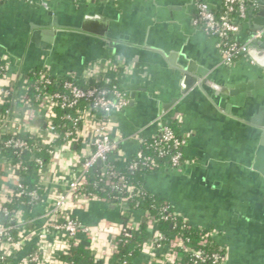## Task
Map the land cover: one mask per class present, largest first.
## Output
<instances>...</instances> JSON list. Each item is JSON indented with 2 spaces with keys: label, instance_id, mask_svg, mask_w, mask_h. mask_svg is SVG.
Segmentation results:
<instances>
[{
  "label": "built area",
  "instance_id": "2783aa9c",
  "mask_svg": "<svg viewBox=\"0 0 264 264\" xmlns=\"http://www.w3.org/2000/svg\"><path fill=\"white\" fill-rule=\"evenodd\" d=\"M8 1L12 0H0V5ZM221 2L224 11L216 13L204 0H196L194 24L216 39V47L226 65L234 66L245 60L252 67L257 66L248 53V47L252 39L263 40L264 31H256L247 43H240L236 39L242 21L248 19L250 3L248 0ZM39 4L49 6L48 0H41ZM252 6L260 9L258 3ZM233 11L237 12L236 21L230 17ZM15 60L6 51H0V134L7 136L2 144L15 150L18 156L27 151L35 153L39 147L45 146L48 161L41 155L34 158L42 172L46 171L44 163H68L67 157L80 163V167L61 184L56 195L50 194L46 188L44 195L40 196L36 190H28L21 176L16 174L17 167L13 163L22 161L14 162L0 150V158L8 163L15 175L19 194L29 197L28 201L22 202V207L39 203L43 198L50 204L43 215L44 222L37 233L35 247L27 250L33 233L26 229L22 207L13 211L5 205L9 198L0 202V211L6 215L14 212L12 225L0 223V264L15 251L22 254L16 264H68L65 258L70 254V247L83 241L89 243L88 247L97 260H108L117 251L120 234L130 236L128 229L135 227L139 220L131 214L125 223L123 221L116 228L83 223L73 213L93 201L108 202L94 192L83 190L96 165H100V179L123 195L118 207L124 203L129 205L130 200L142 195L147 188L142 186L139 189L135 182L117 169L116 161L129 163L128 170L132 172L139 168L153 172L160 167L157 158L144 152L142 145L147 144V137L141 134V130L125 135L114 118L129 107V94L120 84L132 75L136 66L131 61L115 57L90 62L81 74H57L43 57L42 63L35 68L41 69L40 76L37 82H32L29 73L36 74V71L13 70ZM73 79L82 80L83 85ZM50 86L54 89H49ZM32 87L35 92L31 95ZM54 108L61 110L59 123L48 122L43 126L37 122L43 111L56 116ZM159 119L162 124L159 135L147 147L153 148L159 157L167 156L172 170L181 169L186 164L183 151L187 138L178 135L170 125V120L181 122V118L169 117L163 111ZM130 142L138 145L132 155H128L124 148ZM137 205L138 202L135 208ZM180 214L178 209L172 210L171 204L165 202L160 219L174 220ZM140 215L148 223L150 232L142 253L160 264H180L181 251L189 255V264H229L226 253L211 248L218 235L217 229L206 232L193 246L182 233L166 237L158 226L159 219L147 210H140ZM185 222L187 227L193 225L187 217ZM12 229L17 230L16 235L10 234Z\"/></svg>",
  "mask_w": 264,
  "mask_h": 264
},
{
  "label": "crops",
  "instance_id": "0c3cea01",
  "mask_svg": "<svg viewBox=\"0 0 264 264\" xmlns=\"http://www.w3.org/2000/svg\"><path fill=\"white\" fill-rule=\"evenodd\" d=\"M29 1L39 3L41 0ZM60 1H67L73 6H94L92 0H48L49 8L53 11L57 10ZM106 1L113 3L112 11L108 10V14H113L114 17L118 16L117 20H110L107 38L118 43L119 50L114 53L112 48L101 40L76 34L73 31L62 30L59 32L58 40L53 45L50 54L46 57L54 72L57 74L67 72L81 74L88 63L107 58L118 57L131 61L135 64L136 70L130 77L123 80V84L128 94L134 93L138 101L136 105L134 104L133 107H129L116 117L123 134L129 135L144 128L148 129L149 135L155 131L151 112L153 105L150 101L142 98V91L150 93L161 104L170 103L177 97L178 100L166 112L169 117L181 118V132L187 138V145L184 148L187 159L181 169L194 164L207 163V161L209 163L228 161L241 163V166L243 163H250V155L255 150L261 133L236 127L229 122L230 115H227L228 113H225L221 108L228 104H232V107L237 105L241 109L250 108L249 96L244 93L239 96L226 95L222 93V90H230L228 84L238 81L240 75H260L264 72L263 69L259 66L252 67L245 60L234 65L231 73L221 66V54L216 47V39L194 24L196 0L193 3H189L190 0ZM263 1L248 0L251 5L250 10L255 9L252 6L253 3H258L261 8ZM6 3L1 4V7H5ZM209 3L216 11L222 9V2L219 0H211ZM107 9L109 8L101 7L104 14ZM242 27L239 39H246L252 29L249 16L242 23ZM0 51L4 50L0 49ZM41 63L42 59L38 66ZM190 64L208 69L207 76L214 77L215 86H219V88L217 89L215 86L210 88L219 98L218 103L214 105L219 114L211 115L209 112L211 110L206 108L199 99L185 102L183 96L180 97L179 82L185 70L183 65ZM15 69H21L23 72L29 71L18 65L16 60L13 66V70ZM253 102L255 105V101ZM143 122L144 126H139ZM191 133H194L192 137H190ZM137 146L136 142H130L124 148L128 155H132ZM204 152L207 157L203 156L202 158L201 156V159L196 157L197 154ZM67 159L70 162L47 164L46 188L52 195H56L61 189V184L70 179L80 167V163H76L70 157ZM165 173L160 170L153 174H143L145 187L171 201L194 225L217 229L218 235L215 240L226 249L224 242H232L233 237L228 234L229 230L225 223L215 216L212 209L198 204L190 205L188 198L163 188L160 190L158 183ZM15 189V175L11 172L8 163H4L0 158V202L9 198ZM49 205L48 201L43 198L39 203L22 207L21 214L26 223V229L33 233V240L29 243L27 250L35 247L37 233L44 222L43 215ZM112 205L106 201H93L88 206L74 210L73 214L83 223L117 228L123 222L125 216L123 210L127 208L122 209ZM135 218L143 220L140 213H136ZM85 245L89 246L86 243ZM21 255L20 253L19 258ZM228 262L229 264H247L245 259L237 253L232 254ZM255 263L264 264V251L260 253ZM131 264L160 263L158 260L151 259L148 254H141L135 257Z\"/></svg>",
  "mask_w": 264,
  "mask_h": 264
},
{
  "label": "water",
  "instance_id": "95a60500",
  "mask_svg": "<svg viewBox=\"0 0 264 264\" xmlns=\"http://www.w3.org/2000/svg\"><path fill=\"white\" fill-rule=\"evenodd\" d=\"M92 1L93 7L73 6L67 1H60L59 8L55 11L49 6L45 7L29 0L9 1L5 7L0 5V49L13 56L18 65L30 71L38 66L43 57L50 54L58 40L59 32L69 30L101 40L116 53L119 44L107 38L110 20L118 19L117 15L114 17L113 14H108V10L112 11L113 3L106 0ZM193 1L190 0L189 3ZM204 1L214 10L209 3L211 0ZM104 6L109 8L105 14L101 11V7ZM249 22L252 29L246 39H239L243 30L242 25L236 34V39L240 43H247L256 31H264V1L260 10H250ZM147 45L149 46V43ZM248 53L264 71V40L252 39ZM220 62L221 66L231 73L234 67L226 65L222 56ZM183 67L185 70L179 82L180 97L183 96L185 102L199 99L211 110H208L211 115L219 114L214 106L219 98L210 88L215 86L216 82L212 75L207 76L208 69L202 66L195 67L193 64ZM202 76L204 78H201ZM228 85L231 89H223L222 93L234 96L247 94L251 104L250 108L245 109L238 108L237 105L232 107V104L222 106V110L230 115L229 122L241 129L247 128L261 133L259 142L250 155L251 162L243 163L242 166L241 163L228 161L194 164L184 169L166 172L158 184L160 190L163 188L188 198L190 205L198 204L212 209L215 216L225 223L229 230L228 234L233 237L232 242H224L228 259L237 253L247 264H254L264 251V72L260 75H240L238 81ZM142 92V98L153 105L151 112L155 131L149 135L148 129L144 128L141 129V134L147 138L157 137L162 126L160 114L167 111L178 98L175 97L170 103L161 104L147 91ZM129 97V107H133L138 98L134 93H129ZM144 124L140 123L139 126ZM193 135L194 133H191L190 137ZM201 156L207 157L206 152L197 154L196 157L201 159ZM122 206L128 208L129 205L124 203Z\"/></svg>",
  "mask_w": 264,
  "mask_h": 264
},
{
  "label": "trees",
  "instance_id": "16d2710c",
  "mask_svg": "<svg viewBox=\"0 0 264 264\" xmlns=\"http://www.w3.org/2000/svg\"><path fill=\"white\" fill-rule=\"evenodd\" d=\"M224 9L220 11H216V13L223 12ZM250 11V9H249ZM250 13V12H249ZM237 12L233 11L230 13V17L236 21ZM244 21H242L243 23ZM36 74L29 73L32 82H37L41 69H34ZM76 80L80 85H83L82 80ZM120 87L125 88L124 84L121 83ZM49 89H54V87L50 86ZM35 92V88L32 87L30 89V94L32 95ZM55 112L57 113L56 116L48 115V111H43L41 113V117L37 121L41 123L43 126L45 123L53 122L59 123V115L61 114V110L58 108H54ZM170 125L174 129V131L178 135H183L181 132V123L177 120H170ZM7 138L5 135L0 134V150L8 157H11L14 162L22 161V163H13L16 165V174L20 175L26 188L28 190H36L37 193L42 196L46 191V174L42 172L41 167L38 163H35L34 158L35 156L41 155L45 161L47 162L49 159V155L47 152V148L45 146L39 147V151L35 153H31L29 151L24 152L21 156H18L15 150L11 148H6L2 144V140ZM147 144L149 145L152 143L155 138H146ZM147 144L142 145L144 152L147 155H150L154 158H157V161L160 165L159 169L156 171H150L146 168H139L134 172L128 170L129 163L118 160L116 161L115 165L118 170L124 172L131 182H135L138 185V188L141 189L144 185L145 179L143 178V174H153L163 170L165 172H171L172 169L169 168V161L168 157H159L158 153L151 147H147ZM183 159L186 161L187 157L185 152L183 151ZM48 163H44L43 167H47ZM99 168L100 165H96L94 173L89 177V183L83 186V190L85 192H94L99 195V197L106 199L109 203L114 204L116 206L120 205V197L123 195L118 191L112 189L108 185L104 183L99 177ZM162 172V171H161ZM143 192V191H142ZM10 201L6 202L5 205L10 210L17 211L22 207V202L28 201L29 197L25 195H20L19 191L15 189L9 196ZM137 202L139 205L135 208ZM168 202L171 204L172 210L177 209V207L169 201L167 198H164L162 195L154 192L153 190H146L142 193V195H138L135 197L134 200L129 201V206L127 209H124L123 206L120 208L124 209L123 212L125 216L123 217V221L125 223L126 219L134 213H140V210H147L152 215H155L159 221L158 226L166 235V237L170 238L176 234L182 233L185 237H188L191 242L190 244L195 246L199 242V240L203 237V235L211 231L213 228H203L202 226L190 225L187 227V223L185 222L186 216L181 213L177 216L174 220H165L160 219L162 206L163 203ZM14 217V212H10L6 215L3 211H0V223L6 225H12L14 221L12 218ZM189 220V219H188ZM191 222V221H190ZM130 232V236L126 237L123 234H120L119 238L121 240L118 243V248L115 253L108 260H97L95 253L90 250V248L85 245L83 242H80L78 245H72L70 247V254L68 257L65 258V261L68 264H131L132 260L135 257L143 254L144 245L149 241L150 232H149V225L142 219H140L135 227H130L128 229ZM17 230L12 229L10 234L16 235ZM211 248L213 250H218L221 253H226V249H224L220 244H218L215 240H213L211 244ZM36 250V249H35ZM19 251H15L11 256L7 257L5 261L1 264H16L17 259H19ZM182 257V262L180 264H189V255L186 252H180Z\"/></svg>",
  "mask_w": 264,
  "mask_h": 264
}]
</instances>
